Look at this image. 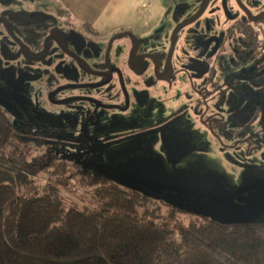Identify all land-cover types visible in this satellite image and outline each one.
I'll return each mask as SVG.
<instances>
[{"label": "flooded vegetation", "instance_id": "obj_1", "mask_svg": "<svg viewBox=\"0 0 264 264\" xmlns=\"http://www.w3.org/2000/svg\"><path fill=\"white\" fill-rule=\"evenodd\" d=\"M44 12L0 13V109L76 155L79 171L128 188L116 166L126 137L177 119L238 143L260 132L261 105L248 98L264 92V0H199L179 21L106 30Z\"/></svg>", "mask_w": 264, "mask_h": 264}, {"label": "trees", "instance_id": "obj_2", "mask_svg": "<svg viewBox=\"0 0 264 264\" xmlns=\"http://www.w3.org/2000/svg\"><path fill=\"white\" fill-rule=\"evenodd\" d=\"M25 135L0 110V264H264V224L200 216L183 224L174 213L161 215L159 195L105 176L83 173L100 186L90 207H62L56 189L44 190L35 177L54 168L56 182L76 155ZM40 146L47 153L33 155Z\"/></svg>", "mask_w": 264, "mask_h": 264}, {"label": "rangeland", "instance_id": "obj_3", "mask_svg": "<svg viewBox=\"0 0 264 264\" xmlns=\"http://www.w3.org/2000/svg\"><path fill=\"white\" fill-rule=\"evenodd\" d=\"M198 7L199 0H124L118 11L104 16L87 0H0L1 14L44 10V16L58 21H99L96 24L103 30L118 21H179ZM249 92L248 101L261 105V129L255 137L238 143V138H214L194 121H171L149 137L145 133L126 137L129 143L122 149L124 158L116 166L137 178H133L135 184H120L159 195L156 204L161 215L174 213L183 224L191 216L224 225L264 224V92ZM235 105L236 101L232 108ZM135 122L136 128L147 126L141 120ZM43 153H47L45 146L32 149L33 155ZM69 166L70 174L56 182L51 179L54 168L38 174L35 182L44 190L56 189L62 207L75 203L88 208L95 202L99 183L90 185L92 176ZM175 241L178 243L177 237Z\"/></svg>", "mask_w": 264, "mask_h": 264}, {"label": "crops", "instance_id": "obj_4", "mask_svg": "<svg viewBox=\"0 0 264 264\" xmlns=\"http://www.w3.org/2000/svg\"><path fill=\"white\" fill-rule=\"evenodd\" d=\"M65 1V0H64ZM89 5L95 6V9L104 16H108V14L112 11H118L120 4L124 0H87ZM93 23H97L99 21H91ZM131 21H118L115 22L112 26L110 27H116L118 25H122L125 23H128Z\"/></svg>", "mask_w": 264, "mask_h": 264}, {"label": "water", "instance_id": "obj_5", "mask_svg": "<svg viewBox=\"0 0 264 264\" xmlns=\"http://www.w3.org/2000/svg\"><path fill=\"white\" fill-rule=\"evenodd\" d=\"M130 176L131 177H133V178H137V177H135V175H133V174H130ZM133 181H134V179H133ZM136 183V182H135ZM141 191V190H140Z\"/></svg>", "mask_w": 264, "mask_h": 264}]
</instances>
